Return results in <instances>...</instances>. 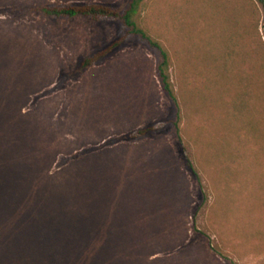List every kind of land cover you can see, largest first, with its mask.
<instances>
[{
	"label": "rangeland",
	"instance_id": "374dc122",
	"mask_svg": "<svg viewBox=\"0 0 264 264\" xmlns=\"http://www.w3.org/2000/svg\"><path fill=\"white\" fill-rule=\"evenodd\" d=\"M125 1L0 0V156L13 165L25 144L27 160L44 164L38 181L77 196L82 174L93 173L99 163L128 171H118L113 186L139 181L130 191L99 195L112 200L106 209L115 204L122 209L109 222L115 225H88L87 235L78 239V252L85 240L94 245L85 248L90 264H264V180L253 179L264 167L249 162L254 144L246 145L245 159L237 156L241 147L224 145L223 129L216 125L225 116L206 66V51L230 47L229 41L252 51L255 65L264 63V2L142 1L138 23L169 55L180 106L176 131L155 49L129 36L104 59L81 68L87 57L121 37L118 22L55 20L12 7L56 2L118 7ZM262 97L264 105V82ZM232 113L228 127L235 128ZM150 126L158 128L129 137ZM215 139L220 145L211 148ZM142 180L153 188L141 187ZM32 226L0 225V264L47 258L36 248L46 225ZM63 230H55L58 245Z\"/></svg>",
	"mask_w": 264,
	"mask_h": 264
},
{
	"label": "trees",
	"instance_id": "16d2710c",
	"mask_svg": "<svg viewBox=\"0 0 264 264\" xmlns=\"http://www.w3.org/2000/svg\"><path fill=\"white\" fill-rule=\"evenodd\" d=\"M142 1L126 0L118 7H112L102 3L68 4L58 2L37 5L14 4L12 7L17 12H37L44 17L55 20L85 17L94 20H112L118 22L123 30L121 37L87 57L81 63V68L98 63L108 56L117 46L121 45L129 36H136L149 47L155 49L159 58L157 65L158 78L164 93L175 108L176 120L174 125L176 131H178L180 106L170 79L169 55L160 43L152 39L140 27L137 13ZM258 1L260 3L264 2V0ZM242 4L241 19L245 11L244 4ZM233 43L229 41L225 46H231L224 47L222 50L206 51L208 54L206 66L212 69V83L216 90L219 91L217 97L218 104L221 105L219 109L223 111V115L225 116L222 118L224 123L221 122L216 126H221L223 129L225 146L233 144L234 146L241 147V151L239 150L237 153V156L240 153L238 156L240 159H245L243 155L249 149L246 145L254 144L252 149L254 152L252 154L248 152L250 155V161H248L256 166L261 165L264 167V105L262 97L264 80L261 82L259 79V75L264 71V63L261 61V66L255 65L254 63L256 62L253 61L251 56L252 51L244 47L235 49ZM223 86L224 88L221 89ZM219 88L220 90H218ZM228 96L230 99H226L223 103L222 100L226 97L228 98ZM241 98H244L242 100V107L239 106V100ZM232 111H236L237 113V125L235 128L231 126V129L228 125L232 123ZM157 128L150 126L140 129L132 132L129 137L139 138L148 132L157 130ZM243 130H246V134L244 133L245 136L241 139V135L239 134ZM217 142L215 139V143L209 146L218 148L220 144ZM25 148V144L21 143L20 148H18L19 150L17 149V158H19V161L18 159L17 162L14 161V166L10 164L8 159L0 156V221L7 219L6 222H11V225H33L32 227H35V225H46V235H44L43 240L40 239V241H37L36 248L42 254L46 252L48 254L46 255L47 258L41 261L29 260L30 264H90V260L86 257L85 251L88 247H93L94 245L87 243V240H85V243H82V246L80 245L81 249L78 252V239L80 240L81 237L87 235L86 227L88 225H115L109 222L114 221L116 217L115 212L122 209L118 207V204H115L116 206L110 205L113 206L112 209H106L105 205L112 200L109 201L110 197L99 195L106 190L130 191L139 181L132 183L124 180L120 187L113 186L116 173L120 171L128 175V171L121 165L119 167V164H113L111 162L99 163L97 168L92 171L94 174H82V193L77 196V194L71 191H64V187L56 186L53 182H49L44 178H42L43 183H40L41 180L38 181L40 179L38 176L40 175L39 173L42 174L44 164L34 161L30 163L27 160L29 155L27 156L24 150ZM22 150H24L23 154L20 152ZM215 153L214 158L218 159ZM237 156L235 155L234 158L237 159ZM124 177L122 175V178ZM85 178H89V180L85 182ZM253 179L258 181L264 180V173L260 176L253 175ZM140 182H143V180ZM140 185L141 187L144 185L143 187L147 189L153 188L144 182L143 184L140 183ZM40 189H43V192ZM26 200L32 201H27L26 204L29 207L25 205ZM31 207L33 208L31 209ZM133 210H136V208ZM6 222H2L0 225H4ZM60 227L64 229L63 233L66 236L64 237L63 243L58 245L56 244L58 238V233L56 232L58 230L56 232L55 230ZM80 227L81 229H79ZM53 237L54 239H51Z\"/></svg>",
	"mask_w": 264,
	"mask_h": 264
}]
</instances>
